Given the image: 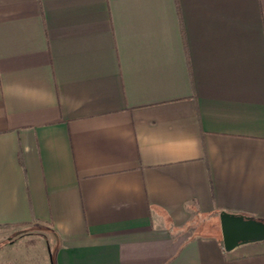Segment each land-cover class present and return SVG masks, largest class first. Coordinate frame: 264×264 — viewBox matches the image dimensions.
Segmentation results:
<instances>
[{
  "label": "crops",
  "instance_id": "obj_1",
  "mask_svg": "<svg viewBox=\"0 0 264 264\" xmlns=\"http://www.w3.org/2000/svg\"><path fill=\"white\" fill-rule=\"evenodd\" d=\"M225 211L264 220V0H0V264H264L185 237Z\"/></svg>",
  "mask_w": 264,
  "mask_h": 264
},
{
  "label": "water",
  "instance_id": "obj_2",
  "mask_svg": "<svg viewBox=\"0 0 264 264\" xmlns=\"http://www.w3.org/2000/svg\"><path fill=\"white\" fill-rule=\"evenodd\" d=\"M219 216L225 251L230 252L240 245L264 242V222L227 211L221 212Z\"/></svg>",
  "mask_w": 264,
  "mask_h": 264
},
{
  "label": "rangeland",
  "instance_id": "obj_3",
  "mask_svg": "<svg viewBox=\"0 0 264 264\" xmlns=\"http://www.w3.org/2000/svg\"><path fill=\"white\" fill-rule=\"evenodd\" d=\"M187 234L185 237L192 236L193 234H200V233H217L221 236V229H220V220L219 217L216 216H207V215H192L191 221L189 222V228L187 229ZM40 233L43 234L44 232L40 230ZM45 234V233H44ZM20 234L11 233L9 235L10 239L18 238ZM45 236L51 238V234L48 232Z\"/></svg>",
  "mask_w": 264,
  "mask_h": 264
},
{
  "label": "trees",
  "instance_id": "obj_4",
  "mask_svg": "<svg viewBox=\"0 0 264 264\" xmlns=\"http://www.w3.org/2000/svg\"><path fill=\"white\" fill-rule=\"evenodd\" d=\"M241 215H243V214H241ZM245 216L250 217V218L253 217V216H249V215H245ZM253 218L258 219V220L264 222V220H262V219H259V218H256V217H253Z\"/></svg>",
  "mask_w": 264,
  "mask_h": 264
}]
</instances>
